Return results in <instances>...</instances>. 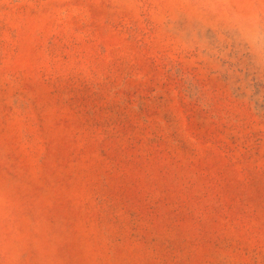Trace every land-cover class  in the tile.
<instances>
[{"label":"rangeland","instance_id":"obj_1","mask_svg":"<svg viewBox=\"0 0 264 264\" xmlns=\"http://www.w3.org/2000/svg\"><path fill=\"white\" fill-rule=\"evenodd\" d=\"M0 264H264V0H0Z\"/></svg>","mask_w":264,"mask_h":264}]
</instances>
